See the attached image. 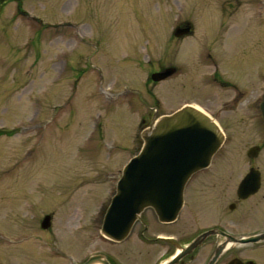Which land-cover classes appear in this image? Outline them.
I'll return each instance as SVG.
<instances>
[{
    "label": "rangeland",
    "instance_id": "rangeland-1",
    "mask_svg": "<svg viewBox=\"0 0 264 264\" xmlns=\"http://www.w3.org/2000/svg\"><path fill=\"white\" fill-rule=\"evenodd\" d=\"M186 21L189 33L175 35ZM171 64L175 73L149 82L151 71ZM217 71L254 91L264 86V0H0V264H76L98 251L124 264L169 259L174 245L163 254L166 243L140 242L135 229L113 245L100 226L142 132L186 103L228 134L210 179L238 181L250 156L264 176V147L249 154L263 130L242 112L244 102L236 108L234 88L215 81ZM208 188L188 192L183 217L169 228L179 240L224 210ZM257 199L230 214L236 234L264 227ZM157 230L164 228L153 223L145 234ZM234 255L264 264V246L252 244L218 264Z\"/></svg>",
    "mask_w": 264,
    "mask_h": 264
},
{
    "label": "water",
    "instance_id": "water-1",
    "mask_svg": "<svg viewBox=\"0 0 264 264\" xmlns=\"http://www.w3.org/2000/svg\"><path fill=\"white\" fill-rule=\"evenodd\" d=\"M190 26L176 27L174 34L182 35ZM165 72L152 74L154 80L163 78ZM264 116V99L261 104ZM144 143L138 153L125 164L117 181L116 192L106 209L102 232L113 239H123L129 232L139 213L148 206L155 208L162 220H172L179 211L183 200V187L189 175L206 166L213 153L223 140V134L217 123L205 112L193 105H186L178 110L161 116L156 123L142 133ZM255 152L250 151L253 155ZM255 171L251 170V173ZM258 178H246L243 190L253 187ZM243 186V185H242ZM255 189V188H253ZM50 223L46 215L42 226ZM228 239L244 244L264 239V232L237 238L227 235ZM201 237H198L186 250L169 262L175 263L183 254L189 252ZM225 244L217 247L212 264L220 255ZM100 261L109 264L101 256H90L82 264ZM251 264V262H249ZM228 264H245L239 258H233Z\"/></svg>",
    "mask_w": 264,
    "mask_h": 264
},
{
    "label": "flooded vegetation",
    "instance_id": "flooded-vegetation-1",
    "mask_svg": "<svg viewBox=\"0 0 264 264\" xmlns=\"http://www.w3.org/2000/svg\"><path fill=\"white\" fill-rule=\"evenodd\" d=\"M166 66L161 65L154 71L164 69ZM245 71H249V70L247 69ZM214 79L215 81L219 82L222 85L233 87L235 91L233 98L234 100H236L235 102L236 108H238V106H240L244 102L243 105L245 107V111L242 110V112L245 115L254 116L256 122L261 126L263 130V134L261 135V141L257 144H254L253 145L254 148L252 149V152H255L253 155L258 154L260 150L264 147V119L262 117V113L260 110V104H261V100L263 98V93H264V86H262L261 88L258 87V89L254 91L252 89V86H253L252 84L241 83L240 81L231 79L230 77L225 78L224 76H221V73H219L218 71H217V74L214 76ZM263 81H264V71L263 72L260 71L259 83L262 84ZM149 82L151 83L153 81H149ZM224 132L226 134V140H227L228 134L226 133V131ZM257 158L259 157L253 156L251 158L250 156V158H248L249 160L247 162H248L249 170L245 172L244 174H242L240 178L238 179V181L235 182V179L231 181V180H227L226 178H222V179L218 177L217 179L209 178L211 174L209 172L214 165L213 164L214 157H213L211 159L210 164L207 167L191 174L189 179L186 181L185 186H184V192H183V205L175 220L173 221L161 220L158 217L154 208L148 207L144 209L139 215V217L136 219V221L134 222L131 228L130 233L132 232L133 229H135L137 231V237L140 242L148 241L149 243H156V242L166 243L168 247L166 248L163 254L169 252L170 247L174 245L176 247V251L174 253H169L166 256L168 258H171L174 254L178 252V249H177L178 247H181L182 251H184L198 237H201L197 245H195L189 252H186L185 254H183L174 264H194L200 257L202 258V255L205 253L206 250L209 251V254L204 264H209V261L215 254L217 246L221 242H224L226 240L228 234L234 235V236H238V235L240 236V235H247V234L264 231V227L258 228L255 231H252L250 233H244V234H236L234 231L231 230L232 229L231 223H234V220H232V217L230 216L231 213L239 211L240 214H242L244 213V211H248L247 207H243L244 203L246 202L248 203L252 200H256L257 198L259 199V202H261L264 199V194H262V192L264 191V176H263L262 169H260L255 163ZM218 168H221V166H218ZM251 170L255 172L251 173ZM251 176L254 179L258 178V182L257 183L254 182L253 187L245 191L243 189L246 188V186L243 184V182L246 178H251ZM227 181H231L232 183H229ZM227 184L232 185V187L230 188L232 189L231 194L229 192V188L225 187ZM198 187H209L206 190L207 192L206 197L208 196L209 198L213 199L214 205H216V203L219 206L222 205L221 207L222 209L224 208V210L220 213V216L217 218L216 222L212 223L211 225L204 226L192 234L186 233L185 236L180 238L179 240L178 238H176V236H174L169 231V228L179 218L183 217V214L190 203L188 200V192H190V190L191 191L196 190ZM215 188H218L221 190L222 196H224V193H225V194H228L229 197L231 198L225 197L223 199L222 196L219 197L220 192L218 194L217 193L218 191ZM228 218L230 219V221L228 220ZM153 223H156L159 226L163 227L164 230H157V231H154L153 234L150 233V235H146L145 232L149 231V227L153 228ZM128 236L121 241H115L105 236L103 239H105L106 241L110 242L113 245H118V244L123 243L128 238ZM167 238H170L172 240H167ZM260 245L264 246V241H261L257 243V245H253V246L257 247ZM234 247L223 249V252L221 253L220 257L215 261L214 264H218L219 261L222 260L226 255L232 253ZM95 254H99V256H101L103 260H107L110 264H124L122 263L121 260H118V258L113 253L106 252V251H98ZM90 255H87L86 257H84L80 262L78 263L76 262V264H81V262L84 261ZM233 257H239V256L234 255L231 258ZM243 260L248 261L249 258L243 259ZM251 264H255V261L254 263H251Z\"/></svg>",
    "mask_w": 264,
    "mask_h": 264
},
{
    "label": "bare ground",
    "instance_id": "bare-ground-1",
    "mask_svg": "<svg viewBox=\"0 0 264 264\" xmlns=\"http://www.w3.org/2000/svg\"><path fill=\"white\" fill-rule=\"evenodd\" d=\"M216 123L218 124V126H220V124H219L218 121H217ZM232 243H235V242L232 240V241H230V243H229V242H228V239L225 240V242H224V244L227 245V246H229V245L232 244ZM96 264H99V263H96Z\"/></svg>",
    "mask_w": 264,
    "mask_h": 264
}]
</instances>
